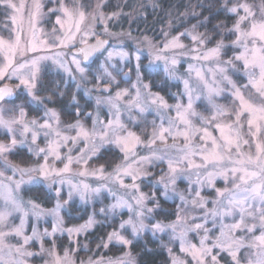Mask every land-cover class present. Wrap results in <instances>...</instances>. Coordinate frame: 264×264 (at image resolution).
<instances>
[{"label": "snow or ice", "instance_id": "obj_1", "mask_svg": "<svg viewBox=\"0 0 264 264\" xmlns=\"http://www.w3.org/2000/svg\"><path fill=\"white\" fill-rule=\"evenodd\" d=\"M55 2L58 7L50 8L49 12L59 11L63 18L59 15L56 17L55 24L59 25V30L53 27L52 44L49 45L46 40L43 41L45 48L67 47L75 40L77 33H82L84 37L94 35L95 24L106 19L101 11L103 5H93L91 0H71V6L65 0H55ZM0 5L14 12H20L26 7L23 0L19 5L13 0H0ZM223 6L225 12L234 17V23L231 28L223 24L216 26L217 30L223 29V31H220V39L214 46H207L212 36L197 33L194 25L191 31L185 30L170 38L168 33H165V42L156 50L153 60L149 61L150 65L156 61H163L166 72L173 75L178 61L175 57L169 59L164 53L179 49L181 54L191 55L193 60L212 65L208 68L207 74L197 70L195 86L188 80L184 81L185 88L182 95L187 96L186 104L177 103L175 106H170L162 96L153 94L149 85L141 81L140 56L137 55V83L133 85L135 95H130L128 89H120L113 95L111 89L114 86L118 88V82L112 73L102 66L103 74L94 76L95 85L85 91L87 95L92 92L98 93L97 108L102 105L107 106L112 118L105 122L100 119L97 112L90 130L86 129L77 118L75 123L67 125L68 129L77 130L75 137L62 135L59 129L61 123L59 114L54 109L43 107L46 99L51 102V97L42 98L37 95L40 61L52 59L54 63L65 67L64 62L59 59L63 53L58 52L54 57H35L30 61L17 63V56L23 57L27 51H37L36 45L21 48L19 35L14 41L0 37V57H2L0 80L15 77L19 81L15 85V90L22 89L30 98V102L43 107L44 112L40 118L27 120L23 105L18 106V115L16 109H5L3 104L8 103V98L14 95V88L8 85L0 87V129H4V134L9 137L8 143L0 142V201H2L0 203V264H28V258L44 252H47L51 258L45 264H77L74 258L75 250L70 252L66 249L61 256L54 244L50 249L43 248V237L52 235L47 230L39 233L33 228L31 235L25 234L23 217H26L28 212L19 194L23 184L39 182L41 178L51 179L52 183H56L57 181L52 178L60 177L59 183H64L63 174L71 171L70 166L73 162H81L84 150H81V156L75 161L71 155H68L67 163H64L61 169H56L49 164V156L54 157L55 160H61L58 149L66 146L68 141L75 145L79 139L91 142L92 147L89 151L93 155L104 143H115L120 147L124 153L123 161L115 166L112 173L102 178L116 185V190L108 188V192L115 200L108 211L115 212L116 209L127 208L131 213L126 221L120 223L119 230L114 229L108 234L105 242L97 245L98 248L105 249L110 244L120 245L126 249L122 256L114 259L100 257L95 260L90 257L87 262L80 261L79 264H137L130 251L133 241L122 234L129 228L133 237L145 231H151L153 236L156 233L167 232L170 234V242L179 241V251L186 257L183 259L175 255L172 248L164 245L168 250L171 264H190L187 257H190L191 264H220V253H227L231 258L230 264H264V0L253 3H249L248 0H236L235 3L232 0H223ZM42 7V4L35 3L36 13L30 14L29 25L32 30L36 28V15ZM110 18L111 16L107 17V19ZM10 19L13 24L16 23L15 15ZM60 30L63 35H57ZM104 30L107 32L106 26ZM227 36L235 38L230 43H225ZM181 37H189L193 46L188 48L181 42ZM81 43L86 45V39H82ZM106 43L107 41L97 40L95 45L78 49V54L82 53L87 60L93 52L98 51ZM149 46L155 48L151 41ZM228 48H234L237 51L230 58L224 59V52ZM126 55L121 53L122 57ZM111 57L112 53L109 52L108 58L111 59ZM72 63L76 65L81 78L86 80L85 69L81 67L76 55H73ZM25 69L27 72L24 71ZM124 76L127 77L128 73H124ZM141 88L144 89L143 95ZM226 91L228 95L225 98L230 103L216 104L215 97ZM104 93L108 95L104 96ZM204 93L207 94L214 109L210 118L203 116L194 107L195 101ZM72 101L77 106L76 115L79 117V103L75 96ZM173 107L175 116H168L167 113L172 111ZM152 109L158 113L160 122L157 125L153 120L149 132L148 123L145 121L142 134L147 135L146 141H142L141 135L130 131L121 122L123 111L129 113L131 123H137L132 116L133 111L137 116L144 118V114ZM6 112L12 114L6 116ZM86 115L88 118L93 116L92 113H86ZM194 121H199L200 126L197 127ZM53 123L56 127H53ZM207 126L218 129L220 136H212ZM41 133L45 138L55 136L56 139L50 141L46 148H40L36 145V141ZM197 139L199 143L196 142ZM97 140L100 144H97ZM129 140L134 141L135 145L143 144L149 149V154L137 156L136 152L129 147ZM24 146H29V152L37 157L43 154L44 162L35 167H26L10 161L9 155L14 154V150L18 147ZM70 152L71 149H69ZM84 162L87 163V160ZM159 164H166L167 171L161 170L159 178L153 183L149 179L152 173L148 171V168ZM9 170L12 175H6ZM98 171L103 173L104 170L101 167ZM17 174L19 179L14 178ZM78 174L85 175L84 172ZM192 175L196 176V184L201 186L207 184L214 189L216 198L211 201L213 207L207 208L209 201L200 195L199 190H195V196L191 200L181 193L179 198L182 204L177 209L174 221L146 223L160 205L155 192L148 195L140 191L138 181H147L153 188L162 187L161 195L168 199L169 191H176L177 180L190 178ZM218 176L223 177L224 188H215L214 180ZM125 178H128L131 183H125ZM67 182L71 184V181ZM101 187H107V185ZM101 187L93 189L84 184L81 189L80 186L73 185L82 200L93 194L99 195ZM120 189L124 190L123 195L119 194ZM56 194L59 196V189L56 190ZM71 197L70 191L69 200ZM149 201L152 202L153 207L147 206ZM68 202L66 200L64 204ZM28 204L31 205L34 214L39 216L40 212L36 211L39 206L31 201ZM189 205L192 211L203 210V216L198 218L191 215ZM61 207L62 205L57 202L56 207L50 210L49 214L58 215ZM104 211L101 209V212ZM15 213L23 214L19 225L10 223V218L14 217ZM209 218L212 219L214 227L219 221V235L215 239L210 238L211 230L206 227ZM229 218L232 222L224 223V220ZM197 219L202 222H195ZM93 222L90 217L87 226ZM56 230L53 228V233ZM80 230L67 229L69 235ZM189 232H195L197 235L203 232L198 245L187 239ZM257 232L259 235L256 234ZM12 240L16 242L12 243ZM36 240L41 242L40 252L29 251L28 246ZM214 250L218 251L214 252Z\"/></svg>", "mask_w": 264, "mask_h": 264}, {"label": "rangeland", "instance_id": "obj_2", "mask_svg": "<svg viewBox=\"0 0 264 264\" xmlns=\"http://www.w3.org/2000/svg\"><path fill=\"white\" fill-rule=\"evenodd\" d=\"M119 0H91V3L93 5L96 4H102L103 7L101 11L104 13V16L106 17L105 21L103 22H97L93 28L94 35H88L84 37L82 33H77L75 40L70 42L67 47L58 46V47H51L45 48L43 45V41H47L49 45L52 44L53 41V34L52 29L53 27H56L59 30V25L55 24L56 17L59 15L62 17V13L59 11L57 12H49L50 8H57L58 5L55 2V0H23V3L25 4V9H22L20 12H14L12 9H7L4 6L0 8L1 14H0V37H3L6 40H15V37L19 35L21 37L20 39V47L21 48H30L32 44H35L37 47V51H27L26 54L23 57L17 56L16 62L22 63L24 61H30L31 59L35 57H41V56H50L54 57L56 53H63L62 56L59 57V59L64 62L65 67H61L58 64L54 63L52 59H46L40 61V72L38 74L39 78L42 77L43 71H60L66 77L69 76V79L74 80L73 82L76 84V88L78 90H83L84 96L87 100L90 102V110L87 111L83 103H79V109L82 111L83 118H85V113H92V118H88V121L85 122L83 118H71L67 121L62 120L60 117V125L59 129L62 133V135H67L70 137H75L77 130L75 129H68L67 125L75 123L77 118H79L81 124L86 129H91L93 125V119H95L96 113L99 112L100 119L104 120L105 122L108 119H111V114L109 113V109L107 106H100L97 108L96 105V96L98 93L92 92L90 95L86 94V89H91L95 85L96 81L94 79V76L103 74V67H106L109 72L112 73V75L116 78V81L118 82L119 87H112L111 89L112 94L114 95L116 91L120 89H128L130 95H135V88L133 85L137 83V72H136V56H140V78L143 84L149 85L150 91L153 94H159L164 98V100L167 102L170 106H175L177 103L186 104L187 103V96L182 95L184 93V81L188 80L190 84H193L195 86L196 84V73L197 70L207 74L208 68L212 67L210 63L204 62V61H197L193 60L191 58V55L188 54H181V50H173L164 53V55L168 56L169 59L172 57H175L178 61V63L175 65L173 70V75H169L168 72L165 70V64L163 61H156L152 65L149 64L150 60H153L156 50L162 47L163 43L165 42V33H168L169 38L172 36H176L180 32H184L185 30L191 31L193 29V26H196L195 31L197 33H205L207 35L212 36L211 42L207 45L208 47H212L215 45L216 41L220 39V31H223V29L217 30V38H215V33L209 32L208 29H206L207 20L199 19L195 22L191 23L190 25H186L183 28L179 29V27L183 24H187V21L189 18L197 17L200 13L202 7L204 5H207L206 2L202 1H196V0H186L183 4L186 5L183 12L179 14L172 15L166 22L165 26L160 30V32L155 35L151 36L148 34H142V35H136L133 34L130 31H114L111 26L109 25V21L111 19H114L117 17L116 15L112 16V13H108L106 11V7L109 4L117 5ZM122 2H128V0H121ZM14 3H17L19 5L22 0H13ZM40 3L43 5V7L40 9L39 13L36 15L35 23L36 28L35 30L30 29L29 25V17L30 14L36 13L35 3ZM66 3L71 6V0H65ZM233 3L236 2V0H232ZM249 3L258 2V0H248ZM231 6V5H230ZM220 10H222L225 15H230L232 19L229 22L221 21L218 24L226 25L228 28H231L234 23V17L226 13L223 6V0L220 2ZM15 15L16 17V23L13 24L10 17ZM111 16L110 19H107V17ZM63 18V17H62ZM217 24V25H218ZM105 26L107 27V32H105ZM216 33V34H217ZM57 35H63L62 30L57 32ZM97 38H108L111 41V44L109 47L103 52L102 55H100L99 60L97 63H95L94 66L87 68L84 66L79 58L76 56V58L80 61L81 67L85 69V75L87 79H82L81 74L77 71L76 65L72 63L73 54L70 52V49H77L78 46H81V40L86 39L87 42L94 41ZM234 36H227L225 39V43H230L232 39H234ZM149 41H151L152 45H155V48H151L149 46ZM213 41V42H212ZM181 42L185 44L188 48H191L192 41L189 37H181ZM237 50L234 48H228L224 52V59H228L231 56H233L234 52ZM109 52L112 53L111 59L108 58ZM121 53H126L127 55L122 57ZM0 61H2V57H0ZM191 65V69H190ZM169 67L172 66L169 64ZM67 69V70H66ZM146 70L149 72H156L158 70L162 71V73L165 75V77L174 84V88L171 87L166 92V95L155 91L151 88L150 84L146 82L143 79V73L142 70ZM27 72V69L24 70ZM124 73H128V76L125 77ZM39 80L37 82V89ZM0 83H10L13 85L15 89V85L19 83L18 80H16L15 77L12 79H5L0 80ZM79 85V87H78ZM17 92L22 93L26 96V100L28 103L36 106H38L35 102H30V98L24 93L22 89L16 90ZM141 94H144V89L141 88ZM199 94V90H198ZM104 96L108 95L107 93L103 94ZM228 95L227 91L220 96L215 97V103L219 105H227L230 103L228 99L225 97ZM23 105L24 110H26V107L24 106L22 101L17 102H8L4 103L3 107L5 109H16V114L18 115V106ZM76 106V105H75ZM49 109L55 108L50 106H45ZM194 107L198 112H200L203 116L211 117L213 114V106L209 102L207 98V94L204 93L200 96V99L195 101ZM77 108V106H76ZM57 112V111H56ZM12 113L6 112L5 115L9 116ZM175 109L173 107V110L168 112V116H175ZM44 115L43 108L41 107V111L39 114L27 117V120H31L33 118H40ZM132 116L137 121V123H131L129 121V113L127 111H123L121 114V122L124 123L130 131H133L137 133L138 135H141V140L146 141L147 135L142 134L144 133L145 128V121L148 123V131H151V122L153 120L156 121L157 125H159V118L158 113L155 109H152L149 112H146L144 114V118H141L140 116H137L135 111H133ZM88 117V116H87ZM197 125V127L200 126L199 121H194ZM53 127H56L55 123H53ZM208 131L212 134V136L219 137L220 132L218 129L214 128L213 126H207ZM4 129H0V142L8 143L9 137L4 134ZM55 136H49L45 138L43 133H41L36 141V145L40 148H46L48 143L50 141L55 140ZM199 143L200 141L197 139L196 141ZM97 144H100V141L97 140ZM134 141L129 140V147L132 148L133 151L136 152L137 156H146L149 154V149L144 147L143 144L135 145ZM30 146V145H29ZM29 146H24L22 148L27 147V151ZM92 144L91 142L85 141L83 139L77 140L75 145L71 141H68L66 146H61L58 151L61 156V160H55L54 157L49 156V164L53 166L56 169H61L64 167V163H67V156L71 155L73 157V160L77 157L81 156V150H84L83 153V159H81L80 163L73 162L70 166L71 171L68 173L63 174L64 183H59L60 177H53L52 179H55L57 182L52 183L50 180H44L40 179L39 182H33V183H25L21 186L20 191V197L25 202V210L28 212V215L26 217H23L25 219V226L24 231L26 235H31L33 228H35L39 233H44L45 230L47 232L52 233L50 236L43 237V248L44 249H50L53 247V244L55 245V248L59 246L57 244L58 238L66 235L68 240L67 243H64L65 245L64 250L58 251V253L62 256L64 251L70 246V243L72 244L71 247L72 250H75L74 252V258L77 261V264H79L80 261L87 262L88 259L91 257L93 260L99 259L100 257H104L105 259L108 258H116L122 256V254L126 251L125 248H123L120 245L116 244H110L107 249L100 247L98 248L97 245H101L103 242L107 240V236L110 232H112L114 229L119 230L120 223L122 221H126L131 213H129L127 208H119L116 209L115 212L108 211L110 205L115 203L114 198L112 195L108 192V188L111 187L113 190H116V185L112 184L110 180L103 179L102 177L107 176L109 173L113 172V169L116 165L121 164L123 161L124 153L120 150V147H118L115 143H104L102 146L99 147L98 151L93 155L89 150L91 149ZM19 148L14 150V153ZM69 149H71V152L69 153ZM111 150V152L117 154L116 162L111 166L107 167L105 165H98L95 161L101 154H104L106 151ZM32 157V162L28 164L18 163L16 160L11 158V154L9 155V160L12 161L15 164L26 166V167H35L38 164H42L43 161V154H41L40 157H37L33 153H30ZM15 154H13L14 156ZM90 157V158H89ZM130 159H132L130 154ZM84 160H87V163L84 162ZM196 162H199V158H196ZM103 168V173H100L98 170L100 168ZM161 170L167 171V165L166 164H159L155 167H149L148 171L152 173V176L149 177L150 180L154 183L156 179L159 178V175L161 173ZM211 170V169H210ZM84 172L85 175H79L78 173ZM95 172L96 174L93 175L92 173ZM6 175H12V172L9 170L6 172ZM15 179H19V175L17 174ZM25 180H27V177H25ZM196 176L192 175L190 178H180L177 180L176 183V191L172 192L169 191V198L165 199L161 193L163 191L162 187L160 188H153L152 184L148 183L147 181L140 182V191L143 193H146L148 195H151L153 192H155V195L159 201L160 200H166L171 203H174L175 206L173 208V218L167 221L164 220H158L155 217V213L161 208V205L159 209H157L153 216L146 220V223H153L155 221H163L165 223L174 221L176 219V212L178 207L181 206L182 202L179 198V194H184L185 197L188 200H191L195 196V190L200 191V195L209 201L207 208L211 209L213 207L211 201L216 198V194L213 188L208 187L207 184H204L203 186L195 183ZM67 181H71V184H69ZM125 183H131V181L128 178H125ZM87 184L90 186V188H98L102 185H107V187H101V191L99 195H91L89 198L82 200L80 198V195L78 192L73 188V185L80 186V188H83V185ZM215 188H224L225 187V181L223 177H216L214 180ZM42 186L47 191L50 197L48 198L47 205L37 200L33 195L29 193V189L32 187ZM60 190L59 196L56 194V190ZM72 192L71 200H69V192ZM119 194L123 195L124 190L120 189ZM68 200L69 202L65 205L64 201ZM31 201L39 206V208L36 211L40 212V215L37 216L34 214V211L31 209V205L28 204V202ZM57 202H59L62 207L59 209L58 215H52L49 214L50 210L54 209L56 207ZM2 203V201H0ZM75 204L77 208L83 210L85 208H88L89 212L88 215L83 219L79 220L78 222L68 223L67 220L69 218L71 219H77L81 211H74L71 209V205ZM148 207H153V204L151 201L147 204ZM101 209H104V212H101ZM189 212L191 215L197 216L198 218L203 216V210L196 209L195 211L191 210L190 205L188 206ZM23 216L22 213H15L14 217L10 218V223L13 225H19L20 218ZM93 219V223L90 226L88 225L89 218ZM195 222L200 223L202 222L200 219H197ZM231 219H225L224 223H231ZM108 226L109 229L107 231V234H105L101 239H99L96 243H92L90 238L86 237L85 235L92 230H94L97 227L101 226ZM86 226V227H81ZM208 229H210V238L215 239L216 236L219 235V221L217 222L216 226H213L212 219L209 218L208 223L206 225ZM53 228H56L57 230L53 233ZM81 229L79 232L74 231L71 235H69L67 229ZM122 234L133 241L132 245L141 240L145 234H149L151 238L158 241V244L162 246L167 253L168 257V263L171 264V260L169 257V253L166 247L164 245H167L168 247L172 248V251L175 255L180 256L182 259L186 258L184 254L180 253L179 251V241L170 242V234L169 233H156L155 236H153L151 231H145L141 233L138 236L133 237L131 233V229H127V231H123ZM259 235V232L256 233ZM203 235V232H201L199 235H197L195 232H189L187 239L194 244H199V240L201 236ZM74 241V242H73ZM12 243H15V240L11 241ZM73 242V243H72ZM48 244H50V247H47ZM112 245L115 247L112 248ZM131 245V246H132ZM86 246V247H85ZM41 248V242L39 240L33 241L29 246L28 250L32 252H40ZM71 250V252H72ZM83 251H89L88 253H82ZM130 251L132 256L136 259L135 255L133 254L131 247ZM218 251V250H214ZM41 258V264H45L46 261H49L51 258L47 255V252H44L41 255L35 256ZM32 257L28 258V264L30 263ZM190 264V257H187ZM220 264H230L231 258L227 255V253H220Z\"/></svg>", "mask_w": 264, "mask_h": 264}, {"label": "trees", "instance_id": "obj_3", "mask_svg": "<svg viewBox=\"0 0 264 264\" xmlns=\"http://www.w3.org/2000/svg\"><path fill=\"white\" fill-rule=\"evenodd\" d=\"M185 1L186 0H128V2L125 3L119 0L117 5L109 4L105 9L108 13H117L115 20L111 19L109 21V25L114 31H130L136 35L148 34L155 36L165 26L167 20L172 15L179 14L184 11L186 5L183 3ZM196 1L206 2L207 5L202 7L203 10H201V13L197 17L189 18L187 24L181 25L179 29L186 25H190L196 20L206 18V29H208L211 33H215V40L218 35L216 30L217 24L221 21L229 22L232 17L230 15H225V13L220 10L221 0ZM142 73L143 79L148 82L151 88L155 91L166 95L169 88H174V84L168 81L160 70L156 72H149L143 69ZM170 85L172 86L170 87ZM13 157L14 160L23 164H28L33 161L30 155H26L24 153L15 154ZM116 158L117 154L109 150L104 154H101L95 161L98 165L103 164L107 167H111L116 162ZM29 193L37 200L42 201L47 205L46 201H48L50 195L44 187H32L29 189ZM160 205L161 208L155 213V217L158 220L164 221L172 219L175 204L161 199ZM71 209L74 211H81V214L77 219L70 218V223L83 220L89 212L88 208L81 210L77 208L75 204L71 205ZM108 229L109 227L106 225L97 227L92 232L88 233L87 237L92 239L91 242L94 244L98 241L99 237H103L107 234ZM113 247L114 246L112 245V248ZM131 250L136 257L137 264L168 263L167 253L164 248L158 244L157 240L151 238L149 234H145L141 240L135 242L131 246Z\"/></svg>", "mask_w": 264, "mask_h": 264}, {"label": "flooded vegetation", "instance_id": "obj_4", "mask_svg": "<svg viewBox=\"0 0 264 264\" xmlns=\"http://www.w3.org/2000/svg\"><path fill=\"white\" fill-rule=\"evenodd\" d=\"M1 7H2V5H0V8ZM0 14H1V11H0ZM74 50L75 49H70V52L73 55H76L79 58V60L81 61L82 60L81 54L73 53ZM99 57L100 56L97 57L96 61L98 60ZM96 61H95V63H96ZM81 63H82V61H81ZM95 63L93 65H91V66H86V67L90 68V67L94 66ZM39 79L40 80H39V84H38L37 95L42 97V98L51 97V102H48L47 99H46L45 100V104H44L43 107L50 106V107L55 108L57 113L59 114V117L62 120L64 119V121H67V120H69L71 118H76L77 117V115H76L77 108L75 106L76 104H74L73 101H72L73 96L76 97V100L79 103H83L84 104V106L87 109V111L90 110V107H91V106H89L90 102H89V100H87L85 98L83 90H78L76 88V84L73 82L74 80H72V79L70 80L69 76L66 77V75H64L60 71H57V72L54 71L53 72V71L44 70L42 77L39 78ZM2 85H9V86L13 87V85L10 84V83H0V86H2ZM14 92H15V97H14V99L9 100V102L22 101L24 106L26 107L25 112H26V116L27 117H32V116H35V115L40 113L41 107H36V106L28 103L27 100H26V96L23 95L20 92H17L15 89H14ZM61 93H62V95H61ZM86 113H85L86 117L83 118V115H82L83 113L80 110L79 118L85 119L84 120L85 122L88 121V117H87ZM18 148L19 149L14 154L24 153L26 155H30L29 152L27 151V147H25V148L18 147ZM11 158L14 159L13 154H11ZM69 219L67 220L68 223H70ZM87 234L85 235L86 237H87ZM101 238L102 237H99V239H101ZM59 239H60V241H59ZM67 240H68V238H67L66 235H63V236L59 237L58 238L59 242L57 243V244H59V246L56 248V250L57 251L64 250L63 246L65 245L64 243H67ZM71 245L72 244L70 243V246L68 247V250L70 252L73 249L71 247ZM47 247H50V244H48ZM81 252H82V250H81ZM88 252L89 251H83L82 253L85 254V253H88ZM41 260L42 259L39 258V257H32V259H31L29 264H41Z\"/></svg>", "mask_w": 264, "mask_h": 264}, {"label": "water", "instance_id": "obj_5", "mask_svg": "<svg viewBox=\"0 0 264 264\" xmlns=\"http://www.w3.org/2000/svg\"><path fill=\"white\" fill-rule=\"evenodd\" d=\"M97 40L107 41V43L104 44V45H103L98 51L93 52V53L88 57L87 60L84 59L82 53H79V54H81V56H82V60H81V61H82V64H83L84 66H91V65H93V64L95 63L97 57L100 56V55H102L103 52H104V51L109 47V45L111 44L110 39H108V38H105V39H103V38H97V39H95V40L92 41V42H88L86 45L83 44V45L79 46L77 49H75V50L73 51V53L78 54V49H80V48H84V47H87V46H91V45H95V44L97 43ZM3 86H4V85H2V86H0V87H3ZM8 86H9V85H8ZM10 87H11V86H10ZM14 97H15V92H14V95H13L12 97H9V98H8V100H12V99H14Z\"/></svg>", "mask_w": 264, "mask_h": 264}]
</instances>
